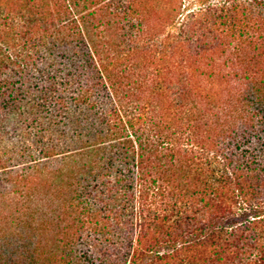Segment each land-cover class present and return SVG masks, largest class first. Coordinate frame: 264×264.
<instances>
[{
  "label": "trees",
  "instance_id": "obj_1",
  "mask_svg": "<svg viewBox=\"0 0 264 264\" xmlns=\"http://www.w3.org/2000/svg\"><path fill=\"white\" fill-rule=\"evenodd\" d=\"M106 1L54 0L6 57L0 264H264V0L175 6L166 49Z\"/></svg>",
  "mask_w": 264,
  "mask_h": 264
},
{
  "label": "rangeland",
  "instance_id": "obj_2",
  "mask_svg": "<svg viewBox=\"0 0 264 264\" xmlns=\"http://www.w3.org/2000/svg\"><path fill=\"white\" fill-rule=\"evenodd\" d=\"M54 0H0V81H9L11 77V72L9 69V62H6V57L11 54V47L17 46L22 50L21 54L23 56L27 55L26 47V23L28 20H35V24H41L42 14L47 6L50 9L53 7ZM142 2V9L139 8V15H144V25L145 29L154 37L156 42L164 45H159V47H164L170 36L175 34L176 29L171 24V10L175 6L179 7V13L176 17V22L187 21L189 15L193 11H197L201 7L208 6L209 4H217L222 0H138ZM113 0H107L106 4L112 5ZM136 17H139L138 14ZM107 16L106 21H112ZM140 19V17L138 18ZM127 23V21H125ZM130 27L132 33L139 32L138 22L132 24ZM126 30H124L125 32ZM131 33V34H132ZM25 36V37H24ZM116 33L112 31L109 34L110 38H114ZM115 39V38H114ZM43 50V49H42ZM198 60L192 59L188 65L191 69L195 70L202 67L206 69L204 64L197 62ZM13 81L20 86V82L13 77Z\"/></svg>",
  "mask_w": 264,
  "mask_h": 264
}]
</instances>
